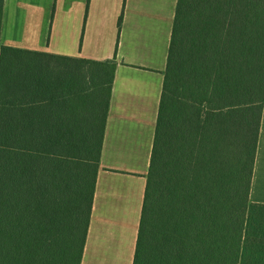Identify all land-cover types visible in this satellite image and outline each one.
<instances>
[{
	"label": "trees",
	"instance_id": "16d2710c",
	"mask_svg": "<svg viewBox=\"0 0 264 264\" xmlns=\"http://www.w3.org/2000/svg\"><path fill=\"white\" fill-rule=\"evenodd\" d=\"M4 5L0 264H83L117 62L4 44ZM263 108L264 0H178L134 264H264Z\"/></svg>",
	"mask_w": 264,
	"mask_h": 264
},
{
	"label": "crops",
	"instance_id": "0c3cea01",
	"mask_svg": "<svg viewBox=\"0 0 264 264\" xmlns=\"http://www.w3.org/2000/svg\"><path fill=\"white\" fill-rule=\"evenodd\" d=\"M83 1L81 16H77L82 30L75 54L55 49L54 39L59 34L61 41V36L70 32L69 19L75 12L74 8L63 6L64 0L54 2L55 14L50 21L47 43L42 39L43 13L49 6L45 0L12 2L11 17L19 14L24 23L14 25V32L19 33L9 40H5L4 33L5 0L1 39L6 45L21 48L116 60L82 261L83 264H134L178 0ZM68 41L73 42V37ZM251 201L264 204V108Z\"/></svg>",
	"mask_w": 264,
	"mask_h": 264
},
{
	"label": "rangeland",
	"instance_id": "374dc122",
	"mask_svg": "<svg viewBox=\"0 0 264 264\" xmlns=\"http://www.w3.org/2000/svg\"><path fill=\"white\" fill-rule=\"evenodd\" d=\"M17 0H6V22H5V40L11 39L14 35L17 37L19 33L18 30L14 32V25L23 24V17L19 14L11 17V12H14V9L11 10L12 2ZM63 1V0H62ZM49 5L46 13H43V30H45L43 41L47 43V39L51 30L50 21L53 20L55 14V0H45ZM85 1L83 0H64V7L69 9L74 8L75 12L72 14V18L69 19L70 32H65L61 36V41L59 39V34L54 39L56 45V50L65 51L69 54H75L77 51L78 40H80L81 34V23L79 22L81 16L83 5ZM42 6L44 3L42 1ZM17 7L19 9L20 5H13V8ZM76 11L79 13L77 14ZM51 13V14H50ZM59 30V29H58ZM69 37H73V42L68 41ZM67 39V40H66ZM248 234L250 235V242L247 241L244 249L245 257H257L261 256L264 258V206H254L250 212L249 224H248Z\"/></svg>",
	"mask_w": 264,
	"mask_h": 264
}]
</instances>
